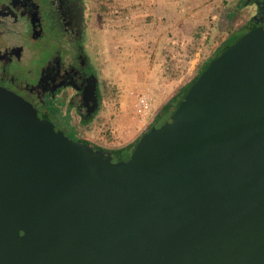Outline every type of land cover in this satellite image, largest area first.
<instances>
[{"label": "water", "instance_id": "1", "mask_svg": "<svg viewBox=\"0 0 264 264\" xmlns=\"http://www.w3.org/2000/svg\"><path fill=\"white\" fill-rule=\"evenodd\" d=\"M0 264H264V27L116 150L0 89Z\"/></svg>", "mask_w": 264, "mask_h": 264}, {"label": "flooded vegetation", "instance_id": "2", "mask_svg": "<svg viewBox=\"0 0 264 264\" xmlns=\"http://www.w3.org/2000/svg\"><path fill=\"white\" fill-rule=\"evenodd\" d=\"M247 3L254 6L248 31L264 27V0ZM101 4L0 0V89L76 142L90 143L83 132L104 111L103 73L113 58L100 36Z\"/></svg>", "mask_w": 264, "mask_h": 264}, {"label": "rangeland", "instance_id": "3", "mask_svg": "<svg viewBox=\"0 0 264 264\" xmlns=\"http://www.w3.org/2000/svg\"><path fill=\"white\" fill-rule=\"evenodd\" d=\"M99 1L104 7L99 20L103 26L100 36L108 42L113 59L103 73V114L99 122L83 132L84 138L98 147H107L110 143L114 147L119 142L122 148L124 143L133 142L155 119L160 109L200 73L201 66L213 58L230 37L247 29L254 13V6L247 0H202L197 6L190 7L191 10L198 8L199 14L195 16L198 20L190 23L188 50L168 54L164 57L163 66L148 75L141 73L143 77L140 78L137 70L134 73L121 61L123 37L118 32V14L113 13L116 4L112 0ZM103 53H106L105 48ZM140 94L149 96L153 102L152 114L145 121H141L136 100ZM121 137H125L126 142Z\"/></svg>", "mask_w": 264, "mask_h": 264}, {"label": "crops", "instance_id": "4", "mask_svg": "<svg viewBox=\"0 0 264 264\" xmlns=\"http://www.w3.org/2000/svg\"><path fill=\"white\" fill-rule=\"evenodd\" d=\"M201 1L112 0L116 4L113 9L118 11V32L123 37L120 47L123 66H128L134 73L137 70L142 78L141 73L148 75L163 66L164 57L168 54L188 50L190 23L198 20L195 16L199 14L198 8H191ZM121 138L126 142L125 137ZM127 143L130 144L126 142L124 145ZM112 145L110 143L105 149H120L119 142L114 147Z\"/></svg>", "mask_w": 264, "mask_h": 264}, {"label": "built area", "instance_id": "5", "mask_svg": "<svg viewBox=\"0 0 264 264\" xmlns=\"http://www.w3.org/2000/svg\"><path fill=\"white\" fill-rule=\"evenodd\" d=\"M114 14H118V11L117 10H113ZM136 100H137V105H138V109L141 113V121H145L151 114H152V109H153V106H152V99L147 96V95H144V94H140L136 97ZM115 132V129L114 131H112V134ZM102 148H105V147H102Z\"/></svg>", "mask_w": 264, "mask_h": 264}, {"label": "trees", "instance_id": "6", "mask_svg": "<svg viewBox=\"0 0 264 264\" xmlns=\"http://www.w3.org/2000/svg\"><path fill=\"white\" fill-rule=\"evenodd\" d=\"M248 30H249V28L247 27V29L245 30V31H243V32H241V33H239V34H237V35H235V36H232V37H230L225 43H224V45L215 53V55L219 52V51H221L222 49H224V48H226V47H228V46H230L232 43H234L238 38H240L241 36H243L245 33H247L248 32ZM214 55V56H215ZM213 56V57H214ZM212 59V58H211ZM210 59V60H211ZM210 60H208L206 63H204L202 66H201V70L206 66V64L210 61ZM197 76H198V74L197 75H195V77L187 84V85H185L183 88H181L177 93H179L180 91H182L184 88H186L187 86H189L191 83H193L195 80H196V78H197ZM176 93V94H177ZM175 94V95H176ZM84 143H86V144H88V145H90V146H92V147H96V146H94V145H92L91 143H89V142H86V141H83Z\"/></svg>", "mask_w": 264, "mask_h": 264}]
</instances>
